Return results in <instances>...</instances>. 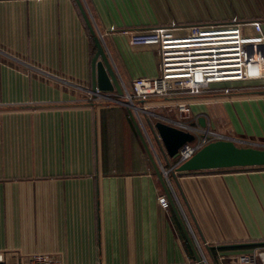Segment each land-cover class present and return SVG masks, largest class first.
Here are the masks:
<instances>
[{
  "label": "crops",
  "instance_id": "crops-1",
  "mask_svg": "<svg viewBox=\"0 0 264 264\" xmlns=\"http://www.w3.org/2000/svg\"><path fill=\"white\" fill-rule=\"evenodd\" d=\"M81 1L122 87L159 75L157 47L132 45V36L180 18L163 10L161 0ZM223 3L213 6L210 19L259 20L264 34V0ZM199 15L205 13H190L185 21H199ZM97 51L77 0H0L4 263L27 264L30 255L45 253L61 264H198L181 222L208 264H231L263 245L264 169L172 172L166 180L180 219L128 108L87 101ZM259 90L264 79L233 88ZM195 106L193 115L221 127V134L248 142L244 147L264 148V93ZM143 120L170 169L174 160L156 143L149 119Z\"/></svg>",
  "mask_w": 264,
  "mask_h": 264
},
{
  "label": "built area",
  "instance_id": "built-area-1",
  "mask_svg": "<svg viewBox=\"0 0 264 264\" xmlns=\"http://www.w3.org/2000/svg\"><path fill=\"white\" fill-rule=\"evenodd\" d=\"M179 31L183 33L177 34ZM131 44L157 47L161 58L159 75L134 79L131 88L124 85L123 96L116 91L105 92L97 87L95 90L86 89V98L89 102H110L131 109L142 124L165 177L169 179L172 172L178 173L177 167L210 142L230 140L248 145L246 141H236L212 129L204 116L206 125L200 126L197 120L202 115H193L191 103L176 100L172 104H161L157 99L200 95L212 86H220L214 92L227 93L233 91L235 83L264 79V34L261 21L234 18L226 23L182 25L172 22L134 33ZM144 117L149 119L152 127L161 121L195 137L180 148L176 163L170 169L165 168L160 161L146 131ZM155 136L160 142L157 132ZM160 202L165 208L170 205L165 196L160 198ZM195 241L201 261L208 264L201 246ZM27 261V264H61L58 258L45 253L30 255ZM0 264H5L1 257ZM231 264H264V244L254 247L250 253L239 255Z\"/></svg>",
  "mask_w": 264,
  "mask_h": 264
},
{
  "label": "water",
  "instance_id": "water-1",
  "mask_svg": "<svg viewBox=\"0 0 264 264\" xmlns=\"http://www.w3.org/2000/svg\"><path fill=\"white\" fill-rule=\"evenodd\" d=\"M81 12L87 22V25L94 36L95 43L97 45L98 51L94 57V86L95 90L97 87L105 92H114L116 91L120 96H123L124 90L119 82L117 76L114 73L112 64L109 60V57L105 51V47L97 35L96 29L82 3L81 0H77ZM99 58H102V61H98ZM264 93V90L259 91H233V92H221V93H212L211 95H203L199 96L200 98H217V97H229V96H238V95H246V94H260ZM184 97L177 98H168V99H157V101L163 100H184ZM125 103L127 101H124ZM94 105L104 104V105H113V103H93ZM128 112L130 117L132 118L136 130L143 141V144L147 150L149 158L152 162V165L165 189V192L170 200L172 207L180 218V213L178 211L176 202L172 196L171 190L167 183L166 177L161 169V166L158 160L155 158L149 144L147 142L146 136L141 129L138 120L136 119L133 111L128 108ZM197 123L200 126H205V118L203 116L199 117ZM195 125V123H193ZM153 130L160 136V143L165 148L168 156L175 160L179 154L180 148L187 142H192L195 137L193 134L181 130L177 127L169 125L165 122L157 121ZM256 166H264V148H255L252 146H238L235 142L230 140H217L214 142H210L207 145L203 146L199 149L191 159L177 167V172H194V171H202V170H216V169H224V168H234V167H256ZM181 219V218H180ZM187 237L193 247V251L195 253V257L197 259L198 264H203L200 259V256L197 254L193 239L189 235V231L184 226L183 222H181Z\"/></svg>",
  "mask_w": 264,
  "mask_h": 264
},
{
  "label": "rangeland",
  "instance_id": "rangeland-1",
  "mask_svg": "<svg viewBox=\"0 0 264 264\" xmlns=\"http://www.w3.org/2000/svg\"><path fill=\"white\" fill-rule=\"evenodd\" d=\"M223 1L225 0H161V4L163 5V10H167L170 13H173L175 15V17L180 18V23L177 22L178 24H182V25H193V24H201V23H226L229 21L222 20L219 19L220 21L217 20H213L210 19L212 18L211 16H208V14L211 12L210 10L214 7H216V5H224ZM229 2H239V0H226ZM196 13V12H202L205 13V16L199 15L198 19H200L199 21H185L186 17H188V14L190 13ZM205 18V19H203ZM209 18V19H208ZM234 19V18H233ZM237 19V18H236ZM177 20V19H175ZM239 20V19H237ZM224 21V22H223ZM193 22V23H192ZM166 25V24H163ZM183 31H179L177 34H182ZM158 51V50H157ZM161 59V58H160ZM220 86H212L210 89L206 90L203 94L200 95H180V96H176L177 97H184L185 101H187L188 103H191L192 107L195 108V103H201L204 100L210 99V98H200L199 96H203V95H211L212 93H221V92H214L215 88H219ZM131 88V85H130ZM169 98V97H168ZM168 98H160V99H168ZM161 104H172L173 102H176V100H163V101H158ZM145 118L146 123L148 124V119ZM212 129L216 130L217 132H222V128H218V127H211ZM225 130V127H224ZM227 130V129H226ZM156 143H158V140L155 136H153ZM244 146L242 144H238V146ZM257 148V147H256Z\"/></svg>",
  "mask_w": 264,
  "mask_h": 264
},
{
  "label": "trees",
  "instance_id": "trees-1",
  "mask_svg": "<svg viewBox=\"0 0 264 264\" xmlns=\"http://www.w3.org/2000/svg\"><path fill=\"white\" fill-rule=\"evenodd\" d=\"M173 162L176 163V160H174ZM227 169L258 170V169H264V166H256V167H234V168H224V169H216V170L217 171H224V170H227ZM200 172H203V170L202 171H194V172H181L179 174H190V173H200Z\"/></svg>",
  "mask_w": 264,
  "mask_h": 264
}]
</instances>
